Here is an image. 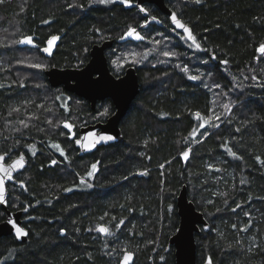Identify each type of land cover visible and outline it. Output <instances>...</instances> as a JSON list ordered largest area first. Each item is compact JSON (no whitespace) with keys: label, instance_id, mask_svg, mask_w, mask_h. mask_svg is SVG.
I'll use <instances>...</instances> for the list:
<instances>
[{"label":"trees","instance_id":"1","mask_svg":"<svg viewBox=\"0 0 264 264\" xmlns=\"http://www.w3.org/2000/svg\"><path fill=\"white\" fill-rule=\"evenodd\" d=\"M166 5L200 49L147 3L0 2V154L27 158L16 176L24 189L9 186L8 208H27L28 231L23 243L0 237V264H119L126 252L132 264H175L168 239L178 226L175 200L183 185L207 222L195 235L196 264H264V56L257 50L264 44V0ZM130 27L146 39H121ZM24 36L36 46L13 43ZM52 36L58 39L48 55L43 49ZM104 40H113L106 51L112 74L134 67L139 91L119 122L122 141L78 156L79 128L104 121L112 103L91 110L82 98L50 87L44 71L82 67ZM20 53L42 59L45 68L21 72ZM197 112L211 123L199 127ZM63 123L73 125L71 136ZM101 225L109 235L96 231Z\"/></svg>","mask_w":264,"mask_h":264},{"label":"water","instance_id":"2","mask_svg":"<svg viewBox=\"0 0 264 264\" xmlns=\"http://www.w3.org/2000/svg\"><path fill=\"white\" fill-rule=\"evenodd\" d=\"M134 1L137 5L145 3L154 5L164 16H166L167 21L173 30L182 34L184 37L187 36L186 33H183L180 29H176L172 24L171 15L175 13V11L166 5V0ZM182 23L184 22L182 21ZM112 45L113 40H104L100 44H94L89 50V59L82 67H51L44 71V76L50 87H61L64 91L82 98L89 103L91 110L95 109L98 102L105 99H109L112 103L113 112L104 121H97L79 128L78 137L74 140V146L78 151V156L91 153L95 151L97 147L122 141L123 135L119 128V122L139 91V81L134 67H127L119 76H115L110 71L106 51L109 50ZM101 136H111L114 137V139L95 143V141ZM77 140L80 141V144L76 142ZM91 143H95V147L90 150L81 147V144ZM0 155L5 156V167L20 155L24 156V167L13 171V180H5V203L0 204V209L4 211V218L0 221V237L13 236L16 242L23 243L27 241L28 235L17 239L15 237V231L8 221H16L18 226L22 227L28 233L27 229L23 226L24 220L22 218L23 215L27 213V211H25L27 208L25 207L17 210H11L8 208V188L9 186H14L19 189H24V183L17 180L16 176L26 168L27 158L22 153L15 157H10V159L8 153H2ZM21 184H23V187H21ZM175 207L178 216V226L168 239V244L174 249L175 264H196L195 235L200 232V227H205L207 225V222L203 214L196 209L194 203L189 200L184 185L180 188L176 196ZM131 254L133 258L129 264H132L134 259L133 253ZM124 255L125 253L122 255L119 264H123ZM204 264L211 263L206 261Z\"/></svg>","mask_w":264,"mask_h":264},{"label":"snow or ice","instance_id":"3","mask_svg":"<svg viewBox=\"0 0 264 264\" xmlns=\"http://www.w3.org/2000/svg\"><path fill=\"white\" fill-rule=\"evenodd\" d=\"M0 2H2V0H0ZM98 2L101 3V4H109V3H113L114 0H98ZM119 2L121 4H124L125 6H128V7L132 6V0H119ZM197 2H199V0H197ZM139 11L142 12V13L147 14V11H146V9L144 7H140ZM152 20H156V17L153 16ZM156 22L158 23L159 21H156ZM171 22L175 26L176 29H180V30H182L183 33L187 34L186 39L191 41L192 44L195 45L196 49H200L201 48L200 44L197 43V41H196V37L192 34L190 29L184 23H182V21L177 17V15L175 13H173L171 15ZM45 23H48V21H45ZM146 26H147V22H145V24L141 25V27H146ZM126 38H133V39H135L137 41H141V40H145L146 39L135 28H132V27H130L128 29V31L125 33V35L121 37V39H126ZM57 39H58L57 36H52L47 42L48 43V47H45L43 49V51L45 53H47L48 55H51L52 54V46L54 45V43H55V41ZM13 43H17V44H21V45H32L33 47L36 46L34 44L33 38L31 36H24L22 39L14 41ZM156 43H159V41H157ZM257 50L261 54V56H264V44L259 45ZM163 55L166 56V57H169V56H171L173 54H171L169 52H164ZM222 63L226 64L227 61H222ZM29 66L30 67H34V68H38V69H42V68L45 67L44 65L39 64V63L30 64ZM182 71L187 72L188 69L185 67V68L182 69ZM252 78L255 79V77H252ZM189 79L195 80V79H197V77L196 76H190ZM21 86H23V85H21ZM216 87H220V86L216 85ZM224 107L227 109L228 105H224ZM16 110L18 111V109H16ZM104 111H105V114H106L108 110L105 109ZM195 116L198 119L204 121L203 124L199 125V127H201V128H203L207 124H210L212 119H213V117H211V116L205 118L199 112L195 113ZM220 118L221 117L219 115L215 116L216 120H219ZM49 123H51V121H49ZM63 126L65 128H67L69 131H71V129L73 127L72 125H70L68 123H65ZM212 126L213 127H219L218 124H212ZM25 127H27V125H25ZM192 135L193 136L196 135L195 130L193 131ZM113 139H114V137H111V136H106V137L105 136H101L95 141V143H99L100 141H110V140H113ZM76 142L78 144H80L79 140H77ZM95 143L81 144V147L88 148L90 150L91 148L95 147ZM52 147L58 149L60 151V155L61 156L65 155L64 151L60 148L59 144H54V145H52ZM228 153H229V155H231L233 157H236V154L234 152H232L231 149H228ZM33 154H35V153L33 152ZM188 155H189L188 151L183 152V157L185 159L188 158ZM236 158H239V157H236ZM9 159H10V157H9ZM5 162H6L5 161V156L4 155H0V204L5 203V180H9V181L13 180V175H12L13 171L18 170V169H22L24 167V156L20 155L17 159L12 160V162L10 164H8L7 167L4 166ZM56 163H57V161H55V160L52 161L53 165H55ZM96 167H97L96 164L92 165V171L88 173L89 176L93 175V173L96 170ZM81 183H84V181L81 180ZM21 187H23V184H21ZM89 187H90V185H89ZM25 211H27V209H25ZM8 223L14 229L15 237L17 239L26 237L28 235V233L22 227L18 226L16 221L9 220ZM96 231H98L99 233H101L103 235H109L110 234L109 229L107 227H104V226L98 227L96 229ZM132 258H133L132 254L126 252L125 255H124V258H123V264H129V262L132 260Z\"/></svg>","mask_w":264,"mask_h":264},{"label":"rangeland","instance_id":"4","mask_svg":"<svg viewBox=\"0 0 264 264\" xmlns=\"http://www.w3.org/2000/svg\"><path fill=\"white\" fill-rule=\"evenodd\" d=\"M173 30V29H172ZM177 32V31H176ZM178 33V32H177ZM180 34V33H179ZM182 35V34H181ZM126 39H133V38H126ZM135 40V39H134ZM19 60H18V62L15 64V65H17V67L20 69V71L22 72L24 69H27V67L30 65V64H37V63H39V64H42L43 65V63H42V59H34L33 61L32 60H29V56L28 55H25V53L24 54H19ZM34 68V67H33ZM45 68V67H44ZM44 68H42V69H44ZM38 69V68H37ZM31 70H33V69H29L28 68V72L29 71H31ZM23 75V74H22ZM222 92L223 91H219V95L220 96H222L223 94H222ZM221 106L223 105V103H221L220 104ZM5 119H8V118H5ZM5 119H4V121H5ZM6 122H7V126H8V123H9V120H6ZM65 123H63V125H64ZM70 125H72V124H70ZM73 126V125H72ZM9 127V126H8ZM73 128L71 129V131H69L68 129H67V133L71 136L72 134H73ZM184 158V157H183ZM95 172H96V170H95ZM93 175H94V173H93ZM92 175V176H93ZM91 176V177H92Z\"/></svg>","mask_w":264,"mask_h":264},{"label":"flooded vegetation","instance_id":"5","mask_svg":"<svg viewBox=\"0 0 264 264\" xmlns=\"http://www.w3.org/2000/svg\"><path fill=\"white\" fill-rule=\"evenodd\" d=\"M124 70H125V69H124ZM77 137H78V136H77ZM77 137H76V138H77ZM76 138H75V139H76ZM75 139H74V140H75Z\"/></svg>","mask_w":264,"mask_h":264}]
</instances>
